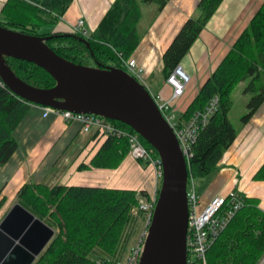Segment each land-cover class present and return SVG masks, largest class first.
<instances>
[{
	"label": "trees",
	"instance_id": "obj_1",
	"mask_svg": "<svg viewBox=\"0 0 264 264\" xmlns=\"http://www.w3.org/2000/svg\"><path fill=\"white\" fill-rule=\"evenodd\" d=\"M223 1L201 0V15L184 24L163 56L166 79L181 65ZM73 2L7 0L0 12V25L30 35L53 36L47 45L73 63L85 65L89 54L102 67H110L108 63H112V67L125 70L123 62L133 57L142 41L138 30L141 5L156 3L163 10L170 0H116L88 36L73 32L39 34L42 26L58 25ZM81 39L87 40L90 47ZM7 62L20 79L34 87L46 89L56 85L51 75L33 63L12 58H7ZM247 79H250L247 91L253 98L248 104V114L242 118L244 123L264 103V3L182 115L183 120H188L205 109L215 96L220 99L217 112L193 146V157L188 162L189 179H203L216 171L235 142L237 131L229 118L232 94ZM32 106L0 84V167L19 149L14 133ZM110 121L133 131L121 122ZM143 142L159 158L144 139ZM129 152L126 138L111 136L90 166L82 165L80 169H117ZM256 177L264 179V169ZM139 194L145 196V192L132 190L26 183L17 193V203L55 230L53 240L34 264H113L123 260L132 245L131 228L138 222L132 210L139 206ZM237 196L244 206L210 247L208 264H257L264 256V210L260 201ZM4 204L5 199L0 202V210ZM229 207L230 203L226 209Z\"/></svg>",
	"mask_w": 264,
	"mask_h": 264
},
{
	"label": "crops",
	"instance_id": "obj_2",
	"mask_svg": "<svg viewBox=\"0 0 264 264\" xmlns=\"http://www.w3.org/2000/svg\"><path fill=\"white\" fill-rule=\"evenodd\" d=\"M115 1L74 0L54 32H72L80 20L89 34L94 32ZM5 2L0 0V12ZM200 2L170 0L141 35V44L133 55L145 69L150 92L162 95L165 100L171 98L172 88L166 83L163 56L184 24L196 18ZM263 3L264 0L223 1L181 63L191 81L184 96L173 103L175 111L177 108L186 111ZM184 112L177 114L179 118L182 119ZM43 113L42 107L32 106L14 133L19 149L0 167V202L5 199L4 206L15 204L18 191L28 182L132 190L146 192L149 198L158 195L162 178L155 167L131 156L117 169H80L82 165L90 166L106 140H99L94 134H82L79 122L67 123L60 116L44 117ZM234 127L237 138L225 152L218 169L196 185L201 209L217 196L235 193L258 199L264 210V179L256 177L264 169V103L249 122L241 120ZM144 236L139 237L137 244Z\"/></svg>",
	"mask_w": 264,
	"mask_h": 264
},
{
	"label": "water",
	"instance_id": "obj_3",
	"mask_svg": "<svg viewBox=\"0 0 264 264\" xmlns=\"http://www.w3.org/2000/svg\"><path fill=\"white\" fill-rule=\"evenodd\" d=\"M53 36H36L0 25V78L18 97L40 107L89 114L121 122L136 131L159 155L163 178L139 264H188V163L172 127L151 92L126 71L80 65L47 45ZM89 48L87 40L81 39ZM7 58L33 63L55 80L37 88L20 79ZM55 230L17 203L0 223V264H34Z\"/></svg>",
	"mask_w": 264,
	"mask_h": 264
},
{
	"label": "built area",
	"instance_id": "obj_4",
	"mask_svg": "<svg viewBox=\"0 0 264 264\" xmlns=\"http://www.w3.org/2000/svg\"><path fill=\"white\" fill-rule=\"evenodd\" d=\"M84 24V21L80 20L73 27L72 32L88 36L89 33L85 29ZM123 64L125 67L124 71L148 89L145 69L138 64L137 60L132 57L124 61ZM190 81V76L179 65L173 69L166 79V83L172 88L171 98L165 100L162 95L151 93L162 115L175 132L187 163L193 157V146L197 142L201 131L209 124L210 119L217 112L220 103L219 97L215 96L205 109L197 111L188 120L179 118L174 110L173 103L184 96ZM0 84L5 85L1 78ZM42 109L44 117L54 114L62 117L67 123L75 121L81 123L82 134H94L99 140H107L111 136L126 138L130 146V156L137 161L154 166L157 175L163 178L161 159L156 158L151 153L144 144L143 138L136 131L119 127L101 116L77 114L50 107H42ZM187 197L189 206L187 235L188 264H208L207 254L210 247L225 230L235 214L244 206V201L237 194L233 193L226 197L217 196L207 207L201 209L200 197L194 179H188ZM157 201L158 195L150 199L142 198L139 200V206L134 208L132 213H144L150 225ZM229 203L230 207L226 209ZM147 233L148 230L144 238L130 251L127 258L115 261L113 264H139ZM99 264L103 263L100 262Z\"/></svg>",
	"mask_w": 264,
	"mask_h": 264
},
{
	"label": "rangeland",
	"instance_id": "obj_5",
	"mask_svg": "<svg viewBox=\"0 0 264 264\" xmlns=\"http://www.w3.org/2000/svg\"><path fill=\"white\" fill-rule=\"evenodd\" d=\"M150 5H153L152 9L150 8ZM141 9H143V11H144V17L142 18V20L139 23V25H140L139 31H140L141 35H144L145 32L148 30L149 26L153 23L155 16L158 14V11H160V7L156 3L142 4ZM200 15H201V12L199 11L198 15L196 16V19ZM55 28H57V25H46V26L40 27L38 32H39V34L53 33L55 31ZM86 58L87 59L84 60L85 66L97 67V61H95L94 58H92V57L89 58V54H86ZM108 66L112 67L113 64L108 63ZM161 74L162 73L160 72L157 75L161 76ZM249 84H250V79H247V80L243 81L233 91V94H232L233 105H232L231 111L229 113V118H230V121L233 123V125L238 124V122L241 121L242 118L246 114H248V112H249L248 111V104H249L250 100L253 98V94L247 91ZM183 110H185V109L177 108L176 113L181 114V112H184ZM128 156H130V152H129ZM195 181H196V185L197 184L200 185L199 183H200L201 179H195ZM139 193H141V192H139ZM146 194H147L146 192H145V196L139 194L138 199L139 200L142 198L150 199L148 194H147V196H146ZM16 204H17V200L15 201V204H13V205H5L4 207H2V209L0 210V223L2 222L4 217L8 214V212ZM133 215H134V217H136L138 219L137 220L138 222H136L135 225H133L131 228L132 237H133L131 248L134 246H137L136 244H137L139 237L141 239L143 234H145L149 228L147 217L143 213L140 214V212L139 213L135 212ZM129 254H130V250L128 251L127 255L124 257V259L127 258L129 256ZM263 262H264V256L261 258V260L257 264H262Z\"/></svg>",
	"mask_w": 264,
	"mask_h": 264
}]
</instances>
